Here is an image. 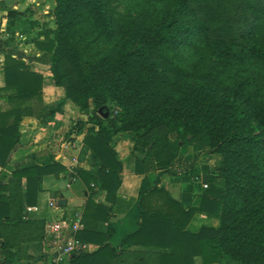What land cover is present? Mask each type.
<instances>
[{"label":"trees","instance_id":"obj_1","mask_svg":"<svg viewBox=\"0 0 264 264\" xmlns=\"http://www.w3.org/2000/svg\"><path fill=\"white\" fill-rule=\"evenodd\" d=\"M54 1L34 43L64 95L46 104L44 74L6 54L0 166L21 140L25 116L47 124L71 102L88 116L68 135L83 132L89 167L31 162L0 177V264H56L48 211L25 215L50 176L82 180L87 196L75 237L91 248L59 264H264V0H137L159 5L151 18L122 15L113 0ZM130 132L136 173H161L139 196L138 228L117 248L112 210L123 162L115 140ZM186 144L197 153L184 165ZM202 152L219 154L220 165L198 169ZM163 173L186 184L183 198L159 186ZM200 174L207 188L194 181ZM197 212L220 226L189 230Z\"/></svg>","mask_w":264,"mask_h":264},{"label":"crops","instance_id":"obj_2","mask_svg":"<svg viewBox=\"0 0 264 264\" xmlns=\"http://www.w3.org/2000/svg\"><path fill=\"white\" fill-rule=\"evenodd\" d=\"M54 6V0H0V88H4L6 85L5 56L11 54L14 57L22 58L30 63L34 70L44 74V101L48 105L56 104L64 95V89L54 83L49 65L38 61L42 51L34 43V39L41 34L44 21H50L49 12ZM0 105L7 107L8 103L1 98ZM80 115V110L73 103L68 102L64 105L63 110L57 112L47 124H41L40 120L35 117L25 116L20 124L21 140L12 150L8 165L0 166V177L9 178L15 168L31 162L48 163L57 160L68 167L75 157L79 160V166L89 167V150L77 136L68 135L72 120ZM129 135V133L120 134L115 140V148L123 162L122 183L117 191V200L112 210L114 233L111 242L117 248H120L124 233L133 232L138 228L137 203L139 196L155 184L157 176L161 173L160 170L136 173L135 158L140 154L133 151L135 141ZM196 153L193 145H184L181 149L182 161L193 162ZM82 154L85 159H81ZM220 163L221 156L219 154L202 152L196 160V167L202 170L206 165H209L213 169ZM67 181L69 182L65 177L59 179L51 176L44 181L40 211L47 208L48 213L57 215V218L50 219L48 224L65 218V214L71 215L77 210L83 209L87 196L82 180H77L76 190L70 189L66 194L56 191L59 190L56 188L60 186L61 182ZM159 181V186L165 187L173 196L183 198L186 184L179 181L178 177L163 173ZM200 193L197 187L191 189V205L195 208L201 204ZM61 198L67 202L64 208L56 209L50 206V201H59ZM40 211L38 214L41 213ZM220 224L221 221L218 217L197 212L189 223L188 229L196 232L203 225L219 227ZM46 246H48L47 243L43 242L38 248L46 251L48 248ZM49 251L54 252L50 247ZM153 261L155 262V260H151V262ZM39 264H44V262ZM198 264H201L200 260H198Z\"/></svg>","mask_w":264,"mask_h":264},{"label":"built area","instance_id":"obj_3","mask_svg":"<svg viewBox=\"0 0 264 264\" xmlns=\"http://www.w3.org/2000/svg\"><path fill=\"white\" fill-rule=\"evenodd\" d=\"M78 164L79 160L75 157L72 159L71 165L68 166V168L78 166ZM72 179L75 180L74 178ZM193 179L196 182H200L204 188L208 187V183L204 181L203 174L196 175ZM70 183H68L69 187L71 186ZM49 204L56 209L61 208L56 200L50 201ZM41 209L42 206L40 204L27 206L25 215L27 218L31 217L32 214L38 213ZM83 227V209L77 210L73 215H66L65 218L57 219L47 224V229L51 234L49 246L54 252L58 253L55 259L56 264H59L62 260L71 256L75 252L89 250L91 248V245L81 242L75 237L77 231ZM64 245L66 246L64 247ZM63 248L64 251L61 252V249Z\"/></svg>","mask_w":264,"mask_h":264},{"label":"rangeland","instance_id":"obj_4","mask_svg":"<svg viewBox=\"0 0 264 264\" xmlns=\"http://www.w3.org/2000/svg\"><path fill=\"white\" fill-rule=\"evenodd\" d=\"M113 3L115 5V8H116L117 12L120 13V14H122V15L135 16V15L138 14V15H141V16H145L147 18H151V15H150L151 12H153L154 9L159 6V5H154V4H152V5H148V4H144V3L139 4L137 2V0H113ZM51 20H52V18L50 19V21H44V23H47V22L48 23L49 22L51 23ZM52 25H54V24H52ZM102 46H104V45H102ZM91 106L94 107L93 100H91ZM79 120L87 121L88 120V116L87 115H84L81 112V115L79 117H76L75 119L72 120V124H77V121H79ZM85 127H87V126H85ZM129 134H130L129 135L130 137H133V135H134L133 132H130ZM73 135L74 136H77L79 139L83 140V132L73 133ZM68 138H69V136H68ZM116 138L118 139V137H116ZM82 158L85 159L84 154L81 155V159ZM189 163H191V161L190 162L189 161L188 162H183L182 164L187 165ZM212 163L214 164L215 163V160ZM213 169H215V168H213ZM68 183L71 184L70 187L68 186ZM77 183H78L77 180H72V179L69 182L68 181L67 182H61L60 183V186H58L59 188L58 187L56 188V189H59V190H56V191H58L59 193L66 194V192L68 190H70V189L76 190ZM46 210H47V208H46ZM36 215H38V213L32 214V216H36ZM54 218L56 219L57 218V215L55 216L54 213H49L47 224H48V222H49L50 219H54Z\"/></svg>","mask_w":264,"mask_h":264},{"label":"water","instance_id":"obj_5","mask_svg":"<svg viewBox=\"0 0 264 264\" xmlns=\"http://www.w3.org/2000/svg\"><path fill=\"white\" fill-rule=\"evenodd\" d=\"M102 110V109H101ZM109 115V110H107L106 111V113H105V116H108ZM58 203H59V206L60 207H63V206H65L66 205V200L65 199H63V198H61L59 201H58ZM66 245H64V247H65ZM64 251V248L63 249H61V252H63ZM58 253H56V255H57Z\"/></svg>","mask_w":264,"mask_h":264}]
</instances>
